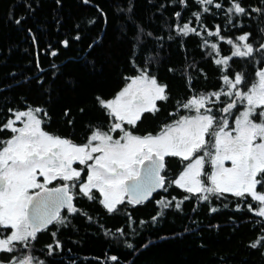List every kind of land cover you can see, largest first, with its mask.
Listing matches in <instances>:
<instances>
[{"label":"trees","instance_id":"obj_1","mask_svg":"<svg viewBox=\"0 0 264 264\" xmlns=\"http://www.w3.org/2000/svg\"><path fill=\"white\" fill-rule=\"evenodd\" d=\"M102 1L135 27L128 54L129 70L123 75L122 85L146 69L159 84L167 86L168 99L157 101L159 111L143 113L134 127L125 124L135 135H155L181 116H193L194 108L188 110L181 105L193 97L228 91L224 75L232 79L235 73H243L245 83L240 87L247 91L255 81L256 71L264 67V50H259V45L264 43L261 31L264 29V0H238L246 9V14L240 16L227 13L231 0H214L212 5H202L199 0H147L158 5L148 26L132 19L134 0H128L125 6L118 5L116 0ZM11 2L0 0V35L1 25L9 33L17 29L15 18H8L12 13ZM31 3L39 4L50 13L48 33L55 47L49 44L48 49L40 48L41 64L47 60L55 63L54 60L68 48L63 46L65 40L68 45L80 41L82 33L74 30L85 32L99 19L98 12L88 13L72 25L63 0L59 3L57 0H31ZM215 3L222 7L217 9ZM205 7L209 9L207 12L203 10ZM195 13L200 14L199 19ZM185 23L199 34L180 33L178 29ZM217 28L218 35L208 34L216 32ZM244 34H249V39L239 41L238 37ZM77 36L80 39H75ZM14 38L17 37H10L4 43L0 41V125L14 118L15 111L39 107L47 112V117L41 113L45 130L75 143H86L94 130L108 132L113 123L118 122L98 103V97L108 99L102 97L104 92L90 93L92 87L89 88L76 72L57 77L60 68L39 71L31 47L19 48ZM229 39L241 46L251 43L255 49L253 55L233 57L227 66L217 65L215 60L231 56L234 50L233 45L227 43ZM212 44L218 46V52L212 49ZM53 50L57 55H51ZM80 87H83L81 95ZM72 95H78L79 99L73 100ZM231 99L235 97L222 94L219 101L213 97L215 102L209 101L206 107H211L212 114L219 119L227 115L219 109ZM242 107L237 104L228 120L231 121ZM109 134L114 139L122 135L119 131ZM11 135L8 130L0 132V140H7ZM186 163L177 157H166L162 171L166 177L164 188L148 202L133 204L125 197L112 213L100 203L98 191L91 193L95 199L78 193L74 206L79 212L70 214L66 210L62 215L66 217L65 223L54 222L39 231L28 248L18 243L12 253L0 252V261L8 263L12 257L30 254L33 264H264V241L255 249L251 247L264 237V218L247 208L248 204L255 208L256 202L231 193L219 198L213 196L208 201L198 199L199 194L188 193L172 183ZM203 171L210 172L207 162ZM202 180L207 183L206 176L202 175ZM257 191L264 193V188L258 187ZM186 196L189 199L185 200ZM161 200L171 201V204L164 208L157 203ZM181 201L180 208H176V203ZM213 208L216 211H212ZM161 212L162 215H158ZM9 232L10 228H0V237ZM48 245L53 246L51 254ZM112 256L117 259L111 260Z\"/></svg>","mask_w":264,"mask_h":264},{"label":"snow or ice","instance_id":"obj_2","mask_svg":"<svg viewBox=\"0 0 264 264\" xmlns=\"http://www.w3.org/2000/svg\"><path fill=\"white\" fill-rule=\"evenodd\" d=\"M199 2L212 5L214 0ZM215 7L220 9L222 5L215 3ZM203 10L207 12L209 9L205 7ZM227 13L240 16L246 14V9L238 0H231ZM194 15L199 19V13ZM15 23L19 25L21 20L17 19ZM178 31L184 35L189 32L199 34L187 23ZM261 31L264 32V29ZM208 34L218 35L219 28ZM248 39L249 34L238 37L239 41ZM63 43L68 45L67 40ZM227 43L233 45L234 50L231 56L215 60L217 65L227 66L233 57H251L255 51L251 43L241 46L231 39ZM211 47L218 52L216 44ZM259 50H264V43L259 45ZM51 55L57 53L53 51ZM255 76L258 80L244 91L240 87L245 83L243 73H235L232 79L224 75L223 81L228 91L188 100L181 107L188 110L194 108L198 114L181 116L172 124L165 125L157 135L138 136L125 127V124L134 127L145 112L159 111L157 101L168 99L167 86L159 84L146 69L131 78V83L115 99L105 101L97 98L101 107L108 110L114 121L118 122H114L108 132L94 130L87 143L82 145L45 131L43 117H47V112L39 107L13 112L14 119L8 118L6 123L0 125V132L8 130L13 134L7 140H0V228L11 229L10 234L0 238V252L12 253L18 243L28 248L39 231L54 222L65 223L66 217L60 216L61 207H66L70 214L80 211L72 203L73 197L68 195L70 185L63 183L59 187L48 188L47 185L52 181H71L73 188L79 182V192L88 199H95L91 193L96 189L103 197L100 203L107 212L112 213L116 211L117 205L124 202L125 192L131 194L130 203L138 204L151 195L155 188H164L166 177L161 175V170L165 168V157L180 158L182 163L188 161L179 177L172 181L178 187L188 193L199 194L198 199L203 201L227 193L238 198L250 197L257 206L253 208L252 204H248V210L264 218V193L257 191L258 187L264 188V68L256 71ZM222 94L235 99L219 109L227 115L217 119L212 114V108L206 107V104L213 97L219 101ZM237 104L244 105V109L234 117L235 126L229 128L228 116L232 115ZM201 109H204L202 114ZM9 111L12 112L11 109ZM18 121L22 122V126H16ZM117 131L122 135L114 139L109 133ZM200 152L203 155H198ZM96 153L99 155H94ZM225 161H230L231 166L226 167ZM77 162L84 168L78 170L73 167ZM206 162L212 166L211 173L203 172ZM142 168L146 169L143 175ZM85 169L87 178L82 180ZM202 175L206 176L207 183L200 179ZM31 189L40 191L30 192ZM157 203L167 208L171 201L161 200ZM181 203H176V208H180ZM158 215H162V212ZM152 219L155 221L156 217ZM262 241L264 237L252 243L251 247L257 248ZM56 246L59 247L58 241ZM52 247L48 245L49 254ZM110 259L115 261L117 257L112 256ZM33 262L34 258L30 254H24L20 258L12 257L8 264Z\"/></svg>","mask_w":264,"mask_h":264},{"label":"rangeland","instance_id":"obj_3","mask_svg":"<svg viewBox=\"0 0 264 264\" xmlns=\"http://www.w3.org/2000/svg\"><path fill=\"white\" fill-rule=\"evenodd\" d=\"M116 2L118 5L125 6L128 0H116ZM11 3L10 10L12 13H10L8 18L11 19V17H13L15 20L20 19L22 23L19 25L16 24L17 29L11 33L7 32V29L1 25L2 32L0 41L2 40L4 43L8 38L16 36L17 38L14 39L17 40L16 44L19 48L31 47L39 71L54 68L53 65H55V68L61 69L57 77L69 76L76 72L79 77L85 79V83L89 88L92 87L90 93L101 91L104 92L103 98L111 97V100L115 99L116 95L124 89L127 84L131 83V77H135L131 76L130 79L122 85L124 81L123 75L129 70L128 54L130 52L131 37L135 32V27L133 23L125 19L123 15H117L112 9L107 7L102 0H88L87 3H85L84 0H63L68 20L72 25H74L81 16L88 13L98 12L99 19L93 27L85 32L82 30H74V32L82 33L80 41H74L68 46H64L68 47L65 50L61 47L63 51L61 55L54 60L55 63L53 64L49 62V60L41 64L39 56L40 48L45 46V48L48 49L49 44L54 46L53 43H51L50 34L48 33L50 32V21L48 18L50 13L41 9L39 4L36 5L31 3V0H12ZM157 8V4H150L147 0H134L131 17L133 20L148 26L151 22L153 11L157 10ZM13 12L15 14H13ZM1 23L3 22L1 21ZM90 45L91 47H89ZM41 52L43 55V50ZM257 80L258 78L256 77L254 82ZM79 90V94L81 95L82 93L80 92H83V87H80ZM73 93H75V91ZM78 97V95L71 96L73 100L79 99ZM243 109L244 105L240 111H243ZM200 112L202 114L204 111ZM238 113L236 115H238ZM197 114L196 112L193 116ZM234 117L229 121V128L235 126ZM16 126H22V122L18 121ZM94 155H99V153ZM198 155H203V152L198 153ZM208 164L210 165L209 173H211L212 166L210 163ZM205 165L206 163L204 166ZM225 166L230 167L231 162L225 161ZM183 168L175 179L179 177ZM84 177V180H86V169ZM200 179H202V176ZM123 195L125 199L126 196L125 194ZM100 198L103 199L101 194ZM3 264L8 263L3 262Z\"/></svg>","mask_w":264,"mask_h":264},{"label":"flooded vegetation","instance_id":"obj_4","mask_svg":"<svg viewBox=\"0 0 264 264\" xmlns=\"http://www.w3.org/2000/svg\"><path fill=\"white\" fill-rule=\"evenodd\" d=\"M105 101H107V100H111V98H108V99H104ZM45 130V129H44ZM45 131H47V130H45ZM47 132H49V131H47ZM50 134H53V135H57V134H54V133H52V132H49ZM156 135V134H155ZM57 136H60V135H57ZM143 136H145V135H143ZM60 137H62V138H66V137H63V136H60ZM73 143H75V142H73ZM87 143V142H86ZM75 144H78V145H82V144H85V143H75ZM165 159H166V157H165ZM73 166L74 167H76L78 170L79 169H81V168H84V165H80V164H78V162L77 163H74L73 164ZM209 167H210V165H209ZM204 169V168H203ZM84 174L85 173H82V177H81V179L82 180H84ZM40 179V182H43L42 181V178H39ZM63 183H68L69 185H70V188H69V193H71V195H72V197H73V204L75 203V196L78 194V193H80L79 192V187H78V183L79 182H77V187H71V184H72V182L71 181H69V182H65V181H62V180H60V179H57V180H55V181H52L50 184H48L47 185V187L48 188H53V187H58V186H60L61 184H63ZM38 190H40V189H32L31 190V192L33 191V192H37ZM93 190H96V189H93ZM92 190V191H93ZM97 191V190H96ZM99 193V192H98ZM100 194V193H99ZM67 210V208L66 207H64L63 209H61V211H60V216L62 217V215L64 214V212Z\"/></svg>","mask_w":264,"mask_h":264},{"label":"water","instance_id":"obj_5","mask_svg":"<svg viewBox=\"0 0 264 264\" xmlns=\"http://www.w3.org/2000/svg\"><path fill=\"white\" fill-rule=\"evenodd\" d=\"M63 46H65L64 45V43H63ZM165 163H166V159H165ZM146 171V169H141V172H142V175L144 174V172ZM162 171L163 170H161V175H162ZM59 187V186H58ZM53 188H56V187H53ZM162 188H155L153 191H152V193H151V195H149L146 199H143V200H141V202L140 203H143V202H148L149 200H151L152 198H153V196H154V194H156L158 191H160ZM38 191H40V190H38ZM37 191V192H38ZM125 194V196L127 197V199L129 200V197H130V193L129 192H125L124 193ZM42 195H43V193H42ZM68 195H70V196H72L71 195V193H69V191H68ZM72 203H73V200H72ZM64 207H61L60 209H59V212L61 211V209H63ZM49 226V225H48ZM47 226V227H48Z\"/></svg>","mask_w":264,"mask_h":264}]
</instances>
